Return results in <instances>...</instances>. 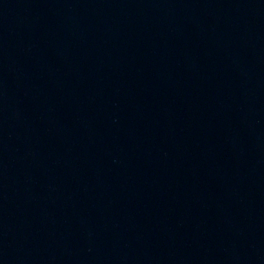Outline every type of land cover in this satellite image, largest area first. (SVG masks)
Instances as JSON below:
<instances>
[{
  "label": "water",
  "instance_id": "95a60500",
  "mask_svg": "<svg viewBox=\"0 0 264 264\" xmlns=\"http://www.w3.org/2000/svg\"><path fill=\"white\" fill-rule=\"evenodd\" d=\"M0 264H264V0H0Z\"/></svg>",
  "mask_w": 264,
  "mask_h": 264
}]
</instances>
